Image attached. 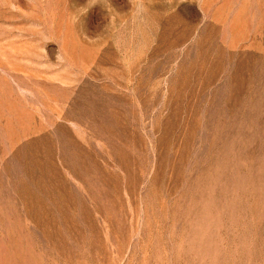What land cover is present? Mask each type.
Masks as SVG:
<instances>
[{
    "label": "rangeland",
    "instance_id": "obj_1",
    "mask_svg": "<svg viewBox=\"0 0 264 264\" xmlns=\"http://www.w3.org/2000/svg\"><path fill=\"white\" fill-rule=\"evenodd\" d=\"M0 264H264V0H0Z\"/></svg>",
    "mask_w": 264,
    "mask_h": 264
}]
</instances>
